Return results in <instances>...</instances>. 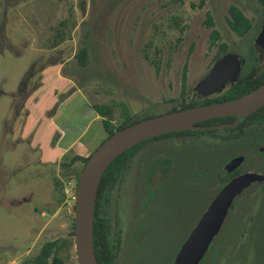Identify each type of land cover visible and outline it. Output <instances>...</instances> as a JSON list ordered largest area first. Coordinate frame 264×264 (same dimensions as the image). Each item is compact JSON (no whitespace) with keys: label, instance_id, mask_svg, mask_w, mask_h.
<instances>
[{"label":"rangeland","instance_id":"rangeland-1","mask_svg":"<svg viewBox=\"0 0 264 264\" xmlns=\"http://www.w3.org/2000/svg\"><path fill=\"white\" fill-rule=\"evenodd\" d=\"M231 4L252 21L242 37L228 25ZM263 21L260 0H0V264H18L45 241L68 233L75 180H63L65 196L58 203L52 178L61 176L60 161L87 157L108 137L90 105H108L114 126L126 114L166 113L182 100L185 61L188 96L212 67L213 29L228 52L243 58L245 72L256 65ZM82 46L89 53L85 66L75 59ZM258 52L257 64L263 67L264 52ZM253 126L228 142L221 131L146 143L106 206L118 219L116 229L124 230L122 248L132 244L127 231L141 240L162 236L164 250L155 245L163 253L154 264H170L220 190L226 161L245 154L239 170H264V153L254 149L264 124L258 131ZM83 165L78 160L69 168ZM250 194L248 188L237 197L214 238L208 252L219 244L217 259L207 252L202 262L251 264L256 259L264 222L253 220L242 233L238 221ZM226 228L232 236L223 232ZM64 264H78L75 254L70 252Z\"/></svg>","mask_w":264,"mask_h":264},{"label":"water","instance_id":"water-1","mask_svg":"<svg viewBox=\"0 0 264 264\" xmlns=\"http://www.w3.org/2000/svg\"><path fill=\"white\" fill-rule=\"evenodd\" d=\"M264 38V24L262 26ZM244 60L235 52H226L194 86L191 95L202 97L221 92L227 83L240 76ZM264 105V81L257 87L227 101L203 103L149 116L116 130L87 158L79 174L74 197V252L78 264H98L94 246L95 205L101 178L108 166L123 152L143 141L163 134L187 130H217L236 127L240 121ZM234 116L232 122L201 125L200 122ZM244 156L232 158L223 168L229 173ZM264 175L245 172L233 177L214 196L178 251L173 264H196L217 234L237 193Z\"/></svg>","mask_w":264,"mask_h":264},{"label":"trees","instance_id":"trees-1","mask_svg":"<svg viewBox=\"0 0 264 264\" xmlns=\"http://www.w3.org/2000/svg\"><path fill=\"white\" fill-rule=\"evenodd\" d=\"M260 2L264 3V0H260ZM229 18L228 25L231 30L237 36H244L248 31H250L252 27V21L244 14L242 9L235 4H231L228 8ZM208 26L213 25V21L210 16L206 21ZM220 33L218 30L213 29L210 34V43L209 48H213V46H217V51L214 57V65L218 62L220 56L224 53L228 52V45L225 42H219ZM89 53L87 46H82L77 53L75 54V59L77 60L80 66H85L88 62ZM253 69V68H252ZM251 70H247L245 72L242 71L240 77L232 84L227 85L221 92L214 93L212 95H205L201 98L194 99L192 96L185 95L186 88V73H187V60L184 63V67L181 73V89H182V99L188 100L187 103L181 104L180 101H177V104L173 105L169 111L177 110L181 108L191 107L198 105L199 103H210V102H219V101H227L233 99L261 84L264 81V71L260 72L259 75H254ZM24 82L19 90L24 88ZM92 108L102 117V124L104 129L106 130L108 136L113 134L116 130L123 128L126 125H129L133 122H136L140 119L149 117L142 116L137 118H132L130 115L126 114L124 120L117 126H114L112 122V113L111 108L108 105L104 104H92ZM235 119L234 116H225V117H215L203 122H200L201 125H210L224 122H232ZM264 122V105L243 118L240 123L234 128L227 129H217V130H187L180 132H172L168 134H163L158 137L151 138L149 140L143 141L135 146L129 148L121 155H119L106 169L104 172L101 181L99 183L97 197H96V205H95V217H94V246L95 253L97 257L98 264H114L115 256L112 247V243L106 231L107 217L104 214L105 206L108 204L109 194L112 188L122 182L123 176L129 168L132 158L138 153V151L146 145L149 141L156 140L162 137H171V136H183L189 134H204V133H217L223 132L224 135L221 136L223 140L226 142L233 140L235 138L241 137L250 127L255 124ZM221 139L220 137H216ZM87 157H83L80 155H73L68 163L60 161L59 165L61 166V176L55 175L52 178L53 188L55 192V198L58 203L63 200L65 196L63 191V180L69 181L70 179L75 180V189L77 185V181L79 178V174L81 172L82 167L79 170H74L71 167L72 163L75 161H82L83 164L86 162ZM225 181V180H224ZM221 188V187H220ZM219 188V189H220ZM255 200L248 195L245 198V202L241 205V216L238 219L240 223L239 231L244 233L247 229L249 230L251 225H254L253 220L261 218L264 222V198L261 201H256L257 208L253 211L252 204ZM107 211V210H106ZM227 229V228H226ZM238 231V232H239ZM74 221L73 215H70L69 218V229L68 233L65 236L60 238H54L45 241L39 250L35 252L33 255L26 256L22 259L18 264H64L65 259L70 256V252L75 254L74 248ZM255 262L256 264H264V235L261 240V245L257 249V253L255 251Z\"/></svg>","mask_w":264,"mask_h":264},{"label":"flooded vegetation","instance_id":"flooded-vegetation-1","mask_svg":"<svg viewBox=\"0 0 264 264\" xmlns=\"http://www.w3.org/2000/svg\"><path fill=\"white\" fill-rule=\"evenodd\" d=\"M264 24V21L262 22L261 24V28L260 30H262V26ZM260 32V31H259ZM264 44V42H263ZM262 44L261 46V49L257 48V46L255 45V56H256V65L251 67L249 70H251L252 68V73L256 76V75H259L261 71H264V66H258L257 64V61H259V57H257V55L260 53L258 51L262 50L264 52V45ZM214 65V64H213ZM212 65V66H213ZM244 66V65H243ZM211 69V68H210ZM209 69V70H210ZM208 70V71H209ZM208 71L204 74V76L208 73ZM241 73H242V70H241ZM240 73V75H241ZM202 76V78L204 77ZM260 76V75H259ZM240 77V76H239ZM238 77V78H239ZM234 83V82H233ZM232 84L231 82L227 83V85H230ZM225 86V87H226ZM217 93V92H215ZM214 93H211V94H207V95H212ZM192 96L194 99H198L197 96L195 97L194 95H190ZM201 98V97H199ZM188 100H181L180 103L181 104H184V103H187ZM201 104V103H199ZM198 104V105H199ZM203 104V103H202ZM264 122L262 123H258V124H255L253 126V128H255L256 131H258L262 126H263ZM261 140L258 139V141L256 142L255 141V147L254 149L256 150V152H260V153H264V133L263 135L261 136ZM240 155H243L244 156V159L243 161L241 162V164L244 162L245 160V157L246 155L245 154H234L232 155L227 161L226 163H228L232 158L236 157V156H240ZM226 163L224 164V166L226 165ZM241 164L236 167L234 170H232L231 172L229 173H225L222 169V175H221V188L226 185L233 177L235 176H238L242 173H245V172H254V173H257V174H261V175H264V170L262 169H255V170H239ZM223 166V168H224ZM264 166V165H263ZM225 180V181H224ZM220 188V189H221ZM250 188L251 189V194H250V197H252L255 201H261L263 198H264V179L262 181H254L246 186H244L238 193L237 195L234 197L230 207L234 204L235 205V200L237 199V197L240 196V194H242V192L245 190V189H248ZM233 205V206H234ZM207 208V207H206ZM234 208V207H233ZM107 210V207L105 206V209H104V214L106 215L107 217V224L105 225L106 226V231L108 233V236L110 238V241L112 243V247H113V251H114V256H115V260H114V264H140V263H146V264H154V262L156 261V259L158 258V256H161L162 253H159L160 250H164L162 249L163 246L161 245V243L159 241H161V237L162 236H149L147 235L146 238L144 239V237L141 238L139 237L138 239L136 238L135 239V236H130V232L127 231V234H126V241L129 242V237L131 238V242L132 244L130 245H126L125 248H122V244L121 243V240L123 242V239L121 238V234L124 232L123 229H121L120 231H118V229H116V226L117 224H119L118 222V219L114 218V217H110L109 214H108V210ZM230 208L228 209V212H229ZM228 214V213H227ZM227 216V215H226ZM226 220V218H225ZM224 220V222H225ZM223 222V224H224ZM223 224H222V227H223ZM222 227L220 228L219 232L221 231ZM192 231V230H191ZM219 232L217 234H215L212 239H211V242L210 244L208 245V248L206 250V252L204 253V255L202 256L201 259H199L196 264H201L203 258L205 257V255L207 254V252L209 251V249L211 248V244L213 242V240H215L214 238L219 234ZM224 233L232 236L233 235V231L229 230V229H224L223 231ZM222 232V233H223ZM191 232H189L190 234ZM189 234L185 235V237L183 238V240L181 241V243H179L178 247H177V250L175 252V255L173 256V259L171 261L170 264H173L174 260H175V257L178 253V251L180 250L181 246L183 245V243L185 242V240L187 239V237L189 236ZM116 235V236H115ZM179 235V234H178ZM177 235V236H178ZM119 236V237H118ZM150 237H152L153 239H151ZM220 239H222L220 237ZM218 238V240H220ZM125 240V239H124ZM216 243H217V240H216ZM158 245L159 247V251H157L155 249V245ZM218 244V243H217ZM217 247L219 246L216 245ZM215 246V247H216ZM215 247L212 249L211 252H208L209 254V257L212 259V258H216L217 259V255L220 254V252H218L220 250V247H216V252L214 251ZM218 249V250H217ZM123 253V254H122ZM207 254V255H208ZM123 257V258H122ZM209 258V259H210ZM202 264H206V261L202 262ZM207 264H216V261H213V262H210L209 260L207 261ZM251 264H256L255 260H253V262Z\"/></svg>","mask_w":264,"mask_h":264},{"label":"crops","instance_id":"crops-1","mask_svg":"<svg viewBox=\"0 0 264 264\" xmlns=\"http://www.w3.org/2000/svg\"><path fill=\"white\" fill-rule=\"evenodd\" d=\"M91 106V105H90ZM92 107V106H91ZM93 109V108H92ZM94 110V109H93ZM95 111V110H94ZM96 112V111H95ZM97 113V112H96ZM98 114V113H97ZM99 115V114H98ZM100 116V115H99ZM101 119H102V117H101Z\"/></svg>","mask_w":264,"mask_h":264}]
</instances>
